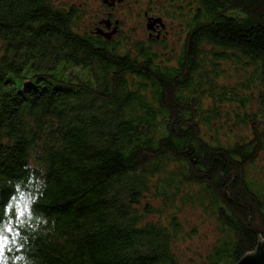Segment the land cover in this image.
Instances as JSON below:
<instances>
[{
    "label": "trees",
    "instance_id": "16d2710c",
    "mask_svg": "<svg viewBox=\"0 0 264 264\" xmlns=\"http://www.w3.org/2000/svg\"><path fill=\"white\" fill-rule=\"evenodd\" d=\"M186 2V46L169 68L149 46L163 45L160 17L131 58L108 21L80 32L74 7L0 0V264H184L176 200L206 206L219 225L203 264H236L264 241V183L247 174L264 153V109L261 121L235 112L253 136L224 146L202 126L213 133L223 103L249 98L211 82L204 109L194 90L204 61L231 58L264 88V0ZM154 198L176 212L161 220Z\"/></svg>",
    "mask_w": 264,
    "mask_h": 264
},
{
    "label": "rangeland",
    "instance_id": "374dc122",
    "mask_svg": "<svg viewBox=\"0 0 264 264\" xmlns=\"http://www.w3.org/2000/svg\"><path fill=\"white\" fill-rule=\"evenodd\" d=\"M49 1L57 8L74 7L77 9L73 18L76 31L91 32L97 26L99 27V23L110 22L109 32H107L109 36L119 40L121 37H125L122 42H118L119 46L116 45L117 52L119 54L126 52L131 58L138 57L137 46L140 44L143 47L148 46V34L152 35L147 29V25L150 24L148 19L155 16L164 19L165 25L162 30L158 31L159 39L157 40L162 41L163 45L150 44L149 46H151V52L154 54L155 64L165 65L169 68L177 64V59L183 53V46H186L184 32L181 31L185 17L181 16V13L183 14L184 11L187 14L195 7L194 2H186V0ZM174 4L180 6L175 8ZM213 63H216V67H214ZM201 67L198 71L199 76L196 75L194 79L196 81L194 90L196 92L195 97H199L200 105L204 109L209 108L213 103L208 91L209 83L211 82L226 88H233L236 95L249 98V102L243 107L237 101L223 103L221 107L222 118L214 120L212 123L211 129L214 132L212 131L213 133H211L207 126H202L204 137L211 142L215 140V142L224 146H230L235 141L241 142L244 139H250L253 136V130L249 123L245 126H235L233 124L235 122V112L240 115L244 113L253 114L257 121H261L263 118L264 88L259 77L254 74L253 68L240 66L238 61L233 58L216 61L207 59ZM83 76V78L87 77L86 72L83 73ZM127 79L131 81L130 75H127ZM249 79H251V82L247 83L248 86H241ZM204 88L205 91H203ZM148 101L151 102V97ZM175 167V165L168 166L169 170L165 169V174L169 175L171 173L170 169L173 170ZM247 174L249 179L254 182L264 183V153H260L254 162L248 166ZM172 182L174 183L173 177ZM161 189L169 191L170 186H161ZM184 189L189 193L196 194L200 187L196 184H187L184 185ZM150 190L151 192L153 191L152 188ZM144 198V200L151 199L149 195ZM201 199L202 196L196 197L194 200ZM206 202L204 199L203 203ZM175 203L181 210L177 217L182 231L178 234V240L175 244L178 257L184 264H203L214 241L222 236L219 231V225L213 213L206 206L201 207L191 202L182 206L179 200H176ZM141 204H143V201ZM151 204L157 208H162L161 220L166 219L167 215L176 212L172 206L168 208L162 206L161 201L156 198L151 200ZM150 219L157 220L158 217L151 216Z\"/></svg>",
    "mask_w": 264,
    "mask_h": 264
},
{
    "label": "water",
    "instance_id": "95a60500",
    "mask_svg": "<svg viewBox=\"0 0 264 264\" xmlns=\"http://www.w3.org/2000/svg\"><path fill=\"white\" fill-rule=\"evenodd\" d=\"M106 28H109V23L106 24ZM99 35L107 38L105 34ZM236 264H264V241L260 240L255 250L244 255Z\"/></svg>",
    "mask_w": 264,
    "mask_h": 264
},
{
    "label": "snow or ice",
    "instance_id": "6c2138e0",
    "mask_svg": "<svg viewBox=\"0 0 264 264\" xmlns=\"http://www.w3.org/2000/svg\"><path fill=\"white\" fill-rule=\"evenodd\" d=\"M11 229H9V231H10ZM4 239V242H5V246L7 245V237H4L3 238ZM13 242H15V238H13ZM3 251V248H0V252H2Z\"/></svg>",
    "mask_w": 264,
    "mask_h": 264
},
{
    "label": "flooded vegetation",
    "instance_id": "af4514ba",
    "mask_svg": "<svg viewBox=\"0 0 264 264\" xmlns=\"http://www.w3.org/2000/svg\"><path fill=\"white\" fill-rule=\"evenodd\" d=\"M109 20V19H108ZM109 26H110V23H109Z\"/></svg>",
    "mask_w": 264,
    "mask_h": 264
}]
</instances>
